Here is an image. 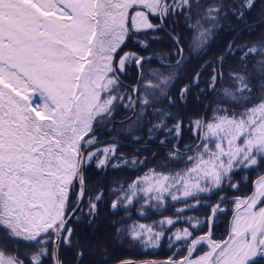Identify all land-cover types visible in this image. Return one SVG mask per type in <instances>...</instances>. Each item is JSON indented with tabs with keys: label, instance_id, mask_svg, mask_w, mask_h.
<instances>
[{
	"label": "snow or ice",
	"instance_id": "1",
	"mask_svg": "<svg viewBox=\"0 0 264 264\" xmlns=\"http://www.w3.org/2000/svg\"><path fill=\"white\" fill-rule=\"evenodd\" d=\"M256 2L237 0L234 6L216 3L207 7L191 26L197 30L195 46L206 45L229 12L251 29L253 25L245 16ZM194 3L199 6V0H0V232L4 234L0 242L38 246L29 264H43V258L49 256L54 264H63L59 247L73 244L74 230L68 223L84 198L88 166L94 160L97 168H106L112 159L129 162L116 155L117 143L96 148V130L113 123L121 106L133 113L127 118L128 133L140 126L148 111L161 117L149 128L150 138L154 130L166 127L168 114L151 105L161 96L171 99L165 90L172 75L153 72L156 82L149 81L145 85L149 91L135 98L139 84L131 86L129 93V85L121 77L129 67H135L142 79L143 64L151 59L167 67L172 64L156 53H120L130 41L147 51L148 41L139 37L166 31L176 45L175 54L181 57L175 61L179 66L183 60L181 37L166 22L176 24L179 16L191 20ZM153 18L159 22L153 23ZM205 23L211 26L206 28ZM256 24H264V9ZM151 39L162 37L153 35ZM228 51L242 52V61L256 53L264 57V39L235 50L229 44ZM257 65L264 73V59ZM232 78L235 89L225 88L223 94L225 102L236 107H217L211 120L194 122L200 142L185 146L192 154L176 149L169 153L174 160L185 156L184 163L190 166L174 172L150 169L126 189H119L121 195L112 202L113 209L133 205L137 198L143 200L142 207H159L170 198L195 208L200 201L187 204L189 198L222 190L225 184L237 189L239 185L232 180L238 170L264 168V91L254 96L245 74L234 72ZM216 79L214 75L213 87ZM188 90L187 86L181 90V99ZM167 132L179 138L181 123ZM131 163L143 161L133 158ZM100 199L101 195L90 198L89 216H94L95 201ZM225 201L233 205L230 227L225 238L216 240L212 229L216 214L229 211L221 207ZM184 210H177L176 220L159 221V226L175 227ZM209 211L203 222L207 232L195 236L202 222L188 217L185 222L189 226L177 228L168 237L170 247L183 242L186 255L141 264H264V171L257 173L249 194L231 200L223 196ZM117 231L145 250L158 247L166 235L156 230V222L135 223ZM83 255L79 251L77 258ZM0 264L24 261L0 248Z\"/></svg>",
	"mask_w": 264,
	"mask_h": 264
},
{
	"label": "trees",
	"instance_id": "2",
	"mask_svg": "<svg viewBox=\"0 0 264 264\" xmlns=\"http://www.w3.org/2000/svg\"><path fill=\"white\" fill-rule=\"evenodd\" d=\"M261 4H264V0H257L256 6L251 11L246 12L245 19L247 23L253 25L251 29L229 12L227 19L221 21V25L216 28L212 38L201 48H197L193 41L197 35V30L188 25H195L194 21L197 17L194 13L191 12V20L186 21L183 16H179L175 18L178 21L176 24H172L171 20L167 21L169 29H174V34L181 37L183 60L179 66L175 64V61L179 57L175 54L176 45L166 31L157 32L156 34L162 37V39L156 41L151 39V36L155 34L151 32L147 36L141 35L139 37L142 40L146 39L148 41L150 46L147 51L142 50L134 41L128 42L127 47L122 52L131 50L141 56L156 53L157 55L164 56L172 64V67H167L157 59L144 62V64H153L154 67L164 72H173L171 83L165 90L166 95L171 99H165L161 96L157 103L151 105L152 108L161 109L164 113L168 114L164 118L166 127L154 130L150 138L149 128L153 124L159 123L161 117L148 111L144 121L131 133L124 131L128 127L127 119L124 123L117 121L95 132V134L100 135L97 140H104L96 144L95 147L116 143L113 141L114 138L124 141L123 143H117L116 155H122L129 162L123 163L118 159H112L106 168H97L96 161L94 160L86 169L84 173L86 177L85 196L80 208L68 224V227L74 230L72 236L73 244H61L59 247L58 254L63 264H114L124 259H158L173 257L174 255L177 259L185 254L186 250L183 247V242H174L175 246H169L168 235L170 230L174 229L173 226L166 228V235L158 247L148 248L147 250L131 243L117 231L118 229H126L135 223L145 222L153 224L156 222L157 225V221L160 218H166L172 214L173 207L185 205L184 202L168 201L161 210L144 207L145 213L143 215H141L142 210L140 208L142 204L140 199H136L133 205L126 208L120 206L113 209L112 202L121 195L119 192L121 187L126 189L128 184L137 177L143 176L150 169H155L158 172H174L190 166L185 165V156L174 160L170 159L169 153L173 149H176L181 153L187 152L188 154H192V149H186L185 146H195L199 141L197 133L194 132V122L200 120L202 117L204 121L211 120L214 115L213 107L215 105L230 108L236 107L234 104L226 103L223 94L225 88L234 90L236 87L232 73L240 72L249 77L248 83L254 96L259 97L260 93L264 91V73L259 71V66L257 65V61L264 59V57L256 53L242 61L240 59L243 55L242 52L237 51L235 54H232L228 51L232 39L231 45L233 50L240 45H247L248 47L257 45L264 39V35H262L264 34V24H256L261 14L257 9ZM263 7L264 5L262 9ZM158 22L157 19L153 18V23ZM205 25L206 23L204 24L206 28L211 26L210 24ZM221 58H223L222 63L220 62ZM132 73L130 77L128 76V72L121 77L125 84L133 85L136 83L138 71L135 67L132 69ZM214 75L217 79L213 87L212 77ZM147 83L148 80L144 75L142 79L139 78L140 92L136 93V96L146 93L147 88H145V85ZM185 86L189 90L184 98L181 99V90ZM128 89L131 90L130 86ZM131 113L126 112L121 106L116 111L113 120H124ZM178 121L181 123V133L179 138H176L175 133L169 134L167 132V128L173 127ZM135 137H140V139L136 140ZM161 141H164V143L161 144ZM133 158L137 161H143V163L134 165L131 163ZM114 164H118L119 167H112ZM262 171H264V168L238 170L233 175L232 180L233 183L239 185L237 189H232L225 184L222 190L200 194L196 199H193V201L199 200V205L195 208H184V213H193L202 219V225L195 231L194 235L207 231V226L203 222L210 214V206L215 205L223 196H227L228 200H231L236 196L249 194L252 189V181L257 177V173ZM97 195H101V199L95 201L97 208L94 216H89L90 198H94ZM191 200L192 198H189L187 204ZM71 203L73 206L75 205V195L71 197ZM221 207H226L229 211L216 214V222L212 229L214 233L213 238L216 240L223 239L227 234V221L232 213L230 209L233 205L225 201L221 204ZM179 224L182 225V222L177 223L178 226ZM6 244L11 245L13 254L18 255V253H21V257H19L21 260H24L26 255L27 264H29V257L38 247L23 241L19 243L10 241V243L7 242ZM48 248L51 250V244L48 245ZM79 251H83L84 253L80 259L77 258ZM43 264H52L51 257L43 258Z\"/></svg>",
	"mask_w": 264,
	"mask_h": 264
},
{
	"label": "rangeland",
	"instance_id": "3",
	"mask_svg": "<svg viewBox=\"0 0 264 264\" xmlns=\"http://www.w3.org/2000/svg\"><path fill=\"white\" fill-rule=\"evenodd\" d=\"M237 2V0H199V6H196V4L194 3V5H193V9H192V13H194V15H196V19H195V21H194V24H196V22H197V20L198 19H200L201 18V16L204 14V10L207 8V7H209V6H212V5H214V4H216V3H223V4H225L226 6H234L235 5V3ZM264 4H261L260 5V7H258V9H257V11L259 12V13H261V11H262V6H263ZM263 9H264V7H263ZM188 23H189V21H188ZM190 27H191V24H188ZM206 25H207V23H206ZM205 25V26H206ZM153 35H157V36H159L158 34H153ZM195 40V39H194ZM193 40V41H194ZM194 45V44H193ZM253 46V45H252ZM195 47V46H194ZM196 48V47H195ZM124 52H134V51H131V50H125ZM124 52H122V53H120V55H123V53ZM135 53V52H134ZM132 69H134V67H129L128 68V76L130 77V76H132ZM153 72H158V73H162L163 75H172V77H173V72L172 71H167V72H164V71H162V70H160V69H158V68H156V67H154V65L153 64H144V71H143V75L146 77V79L148 80V82L149 81H152V82H156L155 81V78H154V76L152 75L153 74ZM127 91L129 92V93H131V90H129V89H127ZM149 90L147 89V91H146V93L148 92ZM145 93V94H146ZM123 107V106H122ZM217 107H220V106H218V105H215L214 107H213V112L215 111V109H217ZM224 107H227V106H224ZM126 112H128V111H126ZM124 131H126V130H124ZM120 132H122L121 130H120ZM194 132H196V129H195V124H194ZM96 135V137L98 138L100 135L99 134H95ZM109 144H105V145H100V146H97L96 148H102V147H105V146H108ZM137 199H140L141 200V204L143 205V200L141 199V198H137ZM168 201H172L170 198H166V200H165V202H164V204L162 205V206H159V207H150V208H153V209H155V210H161V209H163L164 207H165V204H166V202H168ZM188 204H196V200L195 201H193V199L191 200V202H189ZM142 205H141V210L143 211V214L145 213L144 212V210H143V208L144 207H148V206H143L142 207ZM129 206H131V205H129ZM181 208H185L186 209V205H178V206H175V207H173V210H172V214H170L169 216H167L166 218H172L173 220H176L177 219V216H176V212H177V210L178 209H181ZM188 217H192V218H198L201 222H202V219L200 218V217H198V216H196L195 214H193V213H181L180 214V217H179V220H180V222L179 223H181L182 222V225L181 224H179V226L176 224L175 225V227H174V229L172 228L171 230H170V233H169V235H168V237L169 236H171L172 235V233L173 232H175L176 231V229L177 228H184V227H188L189 225H188V223L187 222H185V218H188ZM163 219H165V217L164 218H160L157 222H158V224L156 225V230L157 231H166V228L168 227L169 228V226L170 225H165L163 228H161L160 226H159V221H161V220H163ZM193 223H194V220H193ZM138 224H147V223H145V222H143V223H138ZM201 225H202V223H201ZM191 230V229H190ZM172 231V232H171ZM196 231V230H195ZM195 231H194V233H195ZM3 232H0V237H3ZM196 236V235H195ZM11 241V240H10ZM10 241H8V243H10ZM11 242H13V241H11ZM182 246V245H181ZM180 246V247H181ZM0 248H3V249H5L6 251H8V252H10V253H12L13 254V252H12V247H11V245L10 244H6V243H3V242H0ZM185 250H186V247H185ZM18 256L19 257H21V253H18ZM25 257H26V255H25ZM25 257H24V264H27V262H28V260L27 259H25Z\"/></svg>",
	"mask_w": 264,
	"mask_h": 264
},
{
	"label": "water",
	"instance_id": "4",
	"mask_svg": "<svg viewBox=\"0 0 264 264\" xmlns=\"http://www.w3.org/2000/svg\"><path fill=\"white\" fill-rule=\"evenodd\" d=\"M167 33V32H166ZM168 34V33H167ZM232 41H233V39L230 41V44L232 43ZM149 56V55H148ZM181 59V57L179 56L178 57V59L177 60H180ZM158 60V59H157ZM138 81H139V73H138V76H137V81H136V83L135 84H133V85H129L130 86V88H131V86H135V85H137L138 84ZM134 95V98L136 97V94H133ZM133 115V113H131L128 117H131ZM127 117V118H128ZM127 118H125L124 120H113L114 122H121V121H125ZM200 120H203V117L200 119ZM204 121V120H203ZM113 122V123H114ZM112 124V123H111ZM101 128H99V129H97L96 130V132L98 131V130H100ZM104 140H98V143L97 144H99V143H101V142H103ZM113 141L114 142H116V143H120V142H124V141H121L120 139H117V138H114L113 139ZM200 141H198V143H199ZM256 179V178H255ZM254 179V180H255ZM253 180V181H254ZM252 190V189H251ZM84 196H85V193H84ZM84 199V198H83ZM83 201V200H82ZM82 201L80 202V205H79V208H80V206H81V204H82ZM75 205H76V203H75ZM74 205V206H75ZM78 208V209H79ZM77 212V211H76ZM76 214V213H75ZM74 217V216H73ZM72 217V218H73ZM231 217H232V213L230 214V216H229V218H228V221H227V234H228V231H229V227H230V220H231ZM72 218L69 220V223H70V221L72 220ZM68 223V224H69ZM207 231H208V228H207ZM206 231V232H207ZM202 233H200V234H197L196 236H199V235H201ZM227 234H226V236H227ZM225 236V237H226ZM224 237V238H225ZM218 240H220V239H218ZM51 248H52V245H51ZM187 254V248H186V252H185V254L184 255H186ZM177 259H179V258H177ZM125 260H127V261H132V262H134V264H141V262H143V261H149V260H151V261H157V262H164V261H167L168 260V258H147V259H140V260H133V259H124V260H121V261H125ZM51 262H52V264H54V261H53V259L51 258ZM114 264H120V261L119 262H116V263H114Z\"/></svg>",
	"mask_w": 264,
	"mask_h": 264
}]
</instances>
